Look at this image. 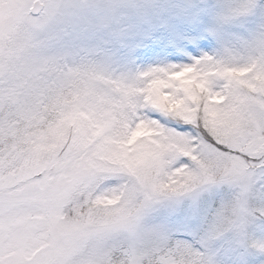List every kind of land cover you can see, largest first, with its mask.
Wrapping results in <instances>:
<instances>
[{"label":"snow or ice","instance_id":"obj_1","mask_svg":"<svg viewBox=\"0 0 264 264\" xmlns=\"http://www.w3.org/2000/svg\"><path fill=\"white\" fill-rule=\"evenodd\" d=\"M59 8L0 0V264H210L198 241L149 260L102 241L156 194L218 182L239 191L206 235L235 234L237 264H256L264 238L249 225L264 206L248 201L264 191V36L243 65L206 58L126 85L38 54ZM116 176L128 180L103 191Z\"/></svg>","mask_w":264,"mask_h":264},{"label":"rangeland","instance_id":"obj_2","mask_svg":"<svg viewBox=\"0 0 264 264\" xmlns=\"http://www.w3.org/2000/svg\"><path fill=\"white\" fill-rule=\"evenodd\" d=\"M59 11L40 30L38 54L67 68L91 67L126 85L146 73L171 70L211 58L243 65L257 54L264 36V0H49ZM178 131L185 126L170 122ZM116 176L101 186L110 192L127 182ZM239 191L227 182L206 183L181 192L156 194L131 225L108 234L103 245L149 260L169 245L198 241L210 264H237L233 233L207 236V221ZM253 208L264 206V191L249 194ZM250 234L264 238V221L254 218ZM264 264V256L254 257Z\"/></svg>","mask_w":264,"mask_h":264}]
</instances>
